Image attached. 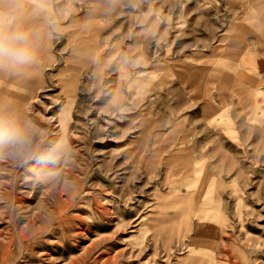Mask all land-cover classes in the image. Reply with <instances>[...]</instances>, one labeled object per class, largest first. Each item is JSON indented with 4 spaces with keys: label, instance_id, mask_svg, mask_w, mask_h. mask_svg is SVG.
Returning a JSON list of instances; mask_svg holds the SVG:
<instances>
[{
    "label": "rangeland",
    "instance_id": "1",
    "mask_svg": "<svg viewBox=\"0 0 264 264\" xmlns=\"http://www.w3.org/2000/svg\"><path fill=\"white\" fill-rule=\"evenodd\" d=\"M76 1L0 154V264H264V4Z\"/></svg>",
    "mask_w": 264,
    "mask_h": 264
},
{
    "label": "crops",
    "instance_id": "2",
    "mask_svg": "<svg viewBox=\"0 0 264 264\" xmlns=\"http://www.w3.org/2000/svg\"><path fill=\"white\" fill-rule=\"evenodd\" d=\"M58 1L60 0H0V16L4 17L6 21L9 18H11V23L6 22L4 27L6 29L7 28H19L24 31H27L30 33L32 42L35 41L33 42L34 45L39 46L42 43L40 45L41 47H39L40 49L37 47L39 55H38V60L35 64L23 70H16V71H13L7 68H0V78H1L0 79V97L2 95L5 96L4 91L13 92L12 94L13 101L10 104V109L12 112H14V115L16 116L17 114L19 115V113L17 112V110H19L18 109L19 106L23 105V103L26 102L28 97H31L35 92L36 84L34 86V83L37 82L36 74L40 72H46L47 70H49V68L52 65V60H53L52 55H54L53 54L54 52L53 40L57 34V30L51 27V25L54 24L55 22L56 23L59 22L57 20L56 21L54 20L55 18L54 14L56 13L55 9L58 6ZM131 1L139 2V0H109L107 3L108 5H112V4L126 5L128 4V2H131ZM245 2L246 1L243 2V0H237V2H234V3L235 4L237 3V5L241 6ZM260 2L261 4H264V0H260ZM75 4L78 7L79 0H77ZM79 16H80V13L77 12L76 14H73V18L70 20L74 21V19L78 18ZM33 37H35V39H33ZM38 41L41 43L36 44L38 43ZM42 41H44L45 43ZM246 43L249 45L250 44L249 40L246 41ZM246 48L247 47H244V50H246ZM215 56H216L215 54L210 53V54H206L205 58H210V57L213 58ZM3 71L6 73H4ZM10 76L11 77L13 76V77L11 78ZM31 81H33L34 83L32 82L31 84ZM27 86L30 89H27L26 88ZM14 98H17V100L14 101ZM0 102H1V99H0ZM5 103H7V99L2 98V102L0 103V112H7L6 106L8 104H5ZM216 107L218 111L220 109H223L221 105H216ZM220 176H225V175L220 174ZM218 182L225 183L222 177H218Z\"/></svg>",
    "mask_w": 264,
    "mask_h": 264
},
{
    "label": "clouds",
    "instance_id": "3",
    "mask_svg": "<svg viewBox=\"0 0 264 264\" xmlns=\"http://www.w3.org/2000/svg\"><path fill=\"white\" fill-rule=\"evenodd\" d=\"M11 23L0 16V68L13 71L23 70L38 60V49L33 44L30 33L19 28H5ZM37 135L35 126L28 120L12 113L0 112V154L23 158L30 156ZM53 149L47 154L51 157Z\"/></svg>",
    "mask_w": 264,
    "mask_h": 264
},
{
    "label": "bare ground",
    "instance_id": "4",
    "mask_svg": "<svg viewBox=\"0 0 264 264\" xmlns=\"http://www.w3.org/2000/svg\"><path fill=\"white\" fill-rule=\"evenodd\" d=\"M41 34H42V33H41ZM41 34H40V35H41ZM40 38H41V37H40ZM33 39H35V37H33ZM41 39H42V38H41ZM42 40H43V39H42ZM40 41H41V40H40ZM33 42H35V41H33ZM42 42H44V41H42ZM40 43H41V42L38 41V43H36V44H40ZM44 43H45V42H44ZM41 44H42V43H41ZM41 44H40V45H41ZM40 45H39V46L35 45V46L39 48V47H41ZM38 48H37V49H38ZM39 49H40V48H39ZM41 62H42V61H41ZM40 64H41V63H40ZM3 72H4V71H3ZM4 73H6V72H4ZM4 77H5V76H4ZM12 77H13V76H12ZM12 77H11V78H12ZM16 77H17V76H16ZM21 78H22V77H21ZM29 78H30V77H29ZM0 79H1V78H0ZM22 79H23V78H22ZM31 79H32V78H31ZM25 80H26V79H25ZM23 81H24V80H23ZM33 81H35V80H33ZM33 81H31V84H32ZM37 81H38V80H37ZM14 82H15V81H14ZM28 82H29V81H28ZM33 83H34V82H33ZM21 84H22V83H21ZM35 84H37V82L34 83V86H35ZM30 86H31V85H30ZM36 86H37V85H36ZM26 88H27V89H30L28 86H27ZM34 88H35V87H34ZM34 88H33V89H34ZM31 89H32V88H31ZM28 91H29V90H28ZM4 94H5V93H4ZM29 94H30V93H29ZM1 101H2V99H1ZM0 103H1V102H0ZM26 103H27V102H26ZM5 104H7V103H5ZM27 104H28V103H27ZM27 104H26V105H27ZM3 107H4V106H3ZM7 108H8V107H7ZM2 110H3V108H2ZM2 110H1V111H2ZM4 110H5V109H4ZM12 110H13V109H12ZM19 110H21V109H19ZM14 111H15V110H14ZM23 116H24V115H23ZM20 118H22V117H20Z\"/></svg>",
    "mask_w": 264,
    "mask_h": 264
}]
</instances>
